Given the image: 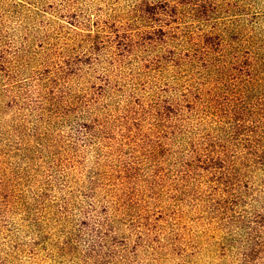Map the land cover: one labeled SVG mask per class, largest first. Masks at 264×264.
I'll return each mask as SVG.
<instances>
[{
    "label": "trees",
    "instance_id": "trees-1",
    "mask_svg": "<svg viewBox=\"0 0 264 264\" xmlns=\"http://www.w3.org/2000/svg\"><path fill=\"white\" fill-rule=\"evenodd\" d=\"M264 264V0H0V264Z\"/></svg>",
    "mask_w": 264,
    "mask_h": 264
},
{
    "label": "rangeland",
    "instance_id": "rangeland-1",
    "mask_svg": "<svg viewBox=\"0 0 264 264\" xmlns=\"http://www.w3.org/2000/svg\"><path fill=\"white\" fill-rule=\"evenodd\" d=\"M52 264H70V263L67 261L60 260L58 262H53Z\"/></svg>",
    "mask_w": 264,
    "mask_h": 264
}]
</instances>
